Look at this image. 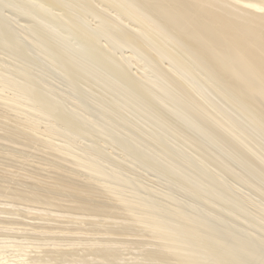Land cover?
<instances>
[{"label": "bare ground", "instance_id": "obj_1", "mask_svg": "<svg viewBox=\"0 0 264 264\" xmlns=\"http://www.w3.org/2000/svg\"><path fill=\"white\" fill-rule=\"evenodd\" d=\"M0 264H264V0H0Z\"/></svg>", "mask_w": 264, "mask_h": 264}, {"label": "rangeland", "instance_id": "obj_2", "mask_svg": "<svg viewBox=\"0 0 264 264\" xmlns=\"http://www.w3.org/2000/svg\"><path fill=\"white\" fill-rule=\"evenodd\" d=\"M39 154H40V151H39ZM43 154H44V153H43ZM43 154H40V155H43ZM40 155H38V157H39ZM43 172H44V171H43ZM147 176H149L150 178H152V176H150V175H147ZM157 185L160 186L159 183H157ZM158 188H159V189H162L161 187H158ZM162 190H164V189H162ZM255 198H256V197H255ZM256 199H257V198H256ZM3 216H4V215H3ZM28 221H31V220L28 219ZM40 222H41V221H40ZM61 235H62V234H61ZM9 249H11V248H9ZM9 249H6V250H7L6 252L8 253V256H7L6 253H5L4 256H3V255L1 256V258H4V257H8V258H10L9 256L12 257L14 254H16L17 251H14L13 249H12V251H9ZM8 251H9V252H8ZM12 252H13V253H12ZM14 252H15V253H14ZM10 253H12L13 255H10ZM1 260H3V259H1ZM3 261H4V260H3ZM3 261H2V262H3Z\"/></svg>", "mask_w": 264, "mask_h": 264}]
</instances>
